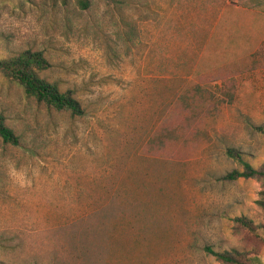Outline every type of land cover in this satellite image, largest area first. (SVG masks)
I'll use <instances>...</instances> for the list:
<instances>
[{
  "label": "rangeland",
  "instance_id": "obj_1",
  "mask_svg": "<svg viewBox=\"0 0 264 264\" xmlns=\"http://www.w3.org/2000/svg\"><path fill=\"white\" fill-rule=\"evenodd\" d=\"M0 0V57L42 51L85 113L0 74V264H264V0ZM244 219L254 223L252 231Z\"/></svg>",
  "mask_w": 264,
  "mask_h": 264
},
{
  "label": "trees",
  "instance_id": "obj_2",
  "mask_svg": "<svg viewBox=\"0 0 264 264\" xmlns=\"http://www.w3.org/2000/svg\"><path fill=\"white\" fill-rule=\"evenodd\" d=\"M75 5L83 10L91 6V0H74ZM67 6V1L62 0ZM51 67V62L42 51H12L6 57H0V74L15 82L28 98L37 100L47 107L57 110H69L75 115L84 114L85 108L82 103L69 91H64L57 81L50 80L45 72ZM8 116L0 112V138L5 143L20 145V137L7 122ZM228 155L238 160L243 165V170H235L225 178L236 179L257 178L264 179V163L257 167L248 159L242 157L241 152L229 148ZM264 206V200L260 201ZM244 225L254 231V223L244 219ZM208 252L215 255L220 261L226 264H262V258L251 251H214L210 247Z\"/></svg>",
  "mask_w": 264,
  "mask_h": 264
}]
</instances>
